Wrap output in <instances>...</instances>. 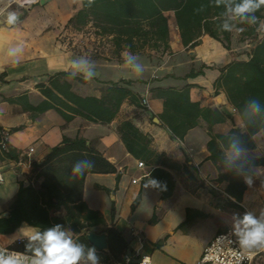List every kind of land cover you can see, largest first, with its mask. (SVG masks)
<instances>
[{"label":"crops","instance_id":"obj_1","mask_svg":"<svg viewBox=\"0 0 264 264\" xmlns=\"http://www.w3.org/2000/svg\"><path fill=\"white\" fill-rule=\"evenodd\" d=\"M6 3L7 0H0V8ZM82 7V0H40L31 7L17 9L22 15L15 26L6 25L0 17V127L10 131L8 143L18 155L17 160L1 163L6 181L0 192L4 191L7 197L0 205V215L9 214L21 184L32 180L35 164L43 162L66 138H83L117 172L86 175L83 201L89 210L102 216L104 223L94 225L93 221L82 219L84 225H77L80 232L69 224L75 235L107 234L108 227H115L129 243L127 256L134 257L140 251L135 261L146 256L151 264H198L205 248L217 235L233 231L234 215L242 218L246 211H251L259 217L264 209V131L252 135L255 146L248 148L247 174L252 177L249 185L235 170L225 169V150L230 137L250 132L226 92L216 87L221 70L234 57L247 60L253 44L243 42L239 32H235L230 50L209 35H203L200 43L190 48L182 42L175 13L168 12L170 50L146 48L137 54L135 63L144 65V70L142 76H136L124 63L122 54L127 50L118 54L112 47L95 57L69 47L67 25ZM14 48L22 49L18 64L9 55ZM82 58L90 61L89 66L97 75L90 81L84 80L80 73L69 79L76 93L100 98L106 83L132 82L128 87L142 98V106L126 100L114 120L106 124L78 115L67 122L56 109L44 113L32 110L31 106H39L47 99L40 84L48 86L50 77L60 72L70 77L74 71L72 61ZM191 72L198 75L186 78ZM188 86L192 103L204 110L219 111L225 117L214 123L200 117L180 139L173 136L161 118L165 99L160 89L182 90ZM125 122H131L146 135L150 139L149 149L162 158H138L132 154L121 133ZM30 149L34 152L30 153ZM164 158L175 167L164 165ZM140 162L145 163L143 168L139 167ZM167 174L172 181L170 185ZM150 178L158 181L159 186L149 185ZM239 178L244 190L238 201L228 194V187ZM206 179L217 182L224 193L208 187ZM162 184L172 189L168 198L162 196L159 189ZM235 192H239L238 188ZM139 197L140 203L133 210ZM234 203L240 208H235ZM56 215L65 217L66 210ZM154 215L157 221L152 224ZM35 228L23 223L14 234L0 235V243L13 246ZM136 232L144 239L142 245ZM13 239L15 242L10 244ZM97 251L109 254L108 248ZM125 259L101 260V264H125Z\"/></svg>","mask_w":264,"mask_h":264},{"label":"trees","instance_id":"obj_2","mask_svg":"<svg viewBox=\"0 0 264 264\" xmlns=\"http://www.w3.org/2000/svg\"><path fill=\"white\" fill-rule=\"evenodd\" d=\"M82 5V9L68 22L70 35L66 38L69 39V47L88 52L95 57L102 56L112 47L118 54L125 50L141 54L146 48L169 51L170 29L166 15L168 12L175 13L182 42L190 48H195L203 35H209L221 41L230 50L233 35L239 32L240 40L253 44L248 52V59L238 60L234 57V60L221 70L216 87L226 92L250 132L248 135L239 134L237 137L247 148H254L252 135L264 131V114L245 112L244 108L251 99H258L264 106V36L260 34L262 28L259 23L249 26L241 24L237 19H229L223 15L224 6L216 7L214 0H82ZM201 6L203 10H200ZM256 15L264 21V8ZM226 20L233 25L232 32L220 30V25ZM197 75L198 73L191 72L186 78ZM131 84L132 82L126 81L106 83L102 87L100 98L84 97L73 90L69 74L60 72L50 77L48 86L40 84L47 99L39 106L30 108L37 113L56 109L67 122H71L78 115L92 122L106 124L114 120L126 100L138 107L142 106V98L128 87ZM189 92V86L182 90L160 89L165 99V111L161 118L173 136L180 139L196 125V120L200 117L210 123L221 122L225 117L219 111L204 110L198 104L192 103ZM3 131L4 128L0 127V141ZM121 133L128 150L136 157L162 158V155L149 149L150 139L131 122L122 124ZM8 146V150L0 155V163L18 159L16 152L9 144ZM82 159L92 160L94 167L83 175L73 176L72 166ZM163 163L175 167L168 159L164 158ZM33 172L32 180L28 184H21L9 208V215H0V235L14 234L23 223L41 230L55 224L65 227L71 224L78 232L80 230L77 225H84L82 219L86 222L93 221L94 225L104 223L102 216L89 210L83 201L84 181L88 173H116L117 168L99 151L89 146L85 139L66 138L60 146L52 149L43 162L34 165ZM167 179L170 185L172 181L168 174ZM236 182L228 187V194L239 201L242 199L244 185L240 178ZM237 188L238 193L235 192ZM159 189L163 198L172 194L168 185L162 184ZM140 200L139 197L135 201L133 210ZM233 206L240 208L235 203ZM63 209L66 210V216H57L56 213ZM156 221L157 215H154L151 223ZM107 237L109 254L97 251L100 259L124 261L130 246L123 234L115 227H108ZM78 238L79 242L93 247L87 233ZM26 243L27 239H22L10 248L23 252ZM259 262H264V253L257 264Z\"/></svg>","mask_w":264,"mask_h":264},{"label":"clouds","instance_id":"obj_3","mask_svg":"<svg viewBox=\"0 0 264 264\" xmlns=\"http://www.w3.org/2000/svg\"><path fill=\"white\" fill-rule=\"evenodd\" d=\"M37 2L38 0H7L5 6L0 8V17L6 25L15 26L22 15L17 9ZM13 4L17 6L16 9L12 7ZM214 4L216 7L223 5L225 8L223 15L228 16L229 19H237L241 24L249 26L259 23L261 28H264V21L256 15L264 8V0H240L238 3L236 0H214ZM200 10H203V6ZM220 30L232 32L233 25L226 20L220 25ZM21 52V48L10 50L12 62L19 63L17 57ZM122 55L125 65L132 69L136 76H142L144 65L135 63L138 55L131 51H125ZM91 63L94 64V62ZM89 64L88 59L73 60L74 71L69 79H73L77 73H80L84 80H92L97 73ZM244 111L261 115L264 114V106L258 99H251L246 103ZM248 161V148L239 137H230L225 150V169L235 170L236 174L242 175L245 183L250 185L252 177L247 174ZM93 167L92 160H78L72 166V174L73 176L83 175ZM148 183L153 187L159 186L155 179L150 178ZM233 220L232 235L236 237L238 244V250L235 252L236 264H243L245 259H251V253L254 251L264 250V209L261 210L259 217L251 211H246L242 218L234 215ZM26 239L27 243L23 252L11 251L6 245H0V264H101L97 249L79 242V238L70 226L55 224L43 230L35 228L26 235ZM14 242L15 239L10 240V244Z\"/></svg>","mask_w":264,"mask_h":264},{"label":"built area","instance_id":"obj_4","mask_svg":"<svg viewBox=\"0 0 264 264\" xmlns=\"http://www.w3.org/2000/svg\"><path fill=\"white\" fill-rule=\"evenodd\" d=\"M40 2L38 0L37 3H33L30 6L25 7H31L33 5H36ZM15 5V4H13ZM144 104H147V99L143 100ZM10 136V132L8 130H5L2 132V139L0 141V155L8 150V139ZM34 149H30V153H33ZM145 165L144 162L139 163V167L143 168ZM6 181L5 178V169L4 166L0 163V189L4 185ZM137 181H134L136 183ZM205 184L213 189L216 192L224 193V191L221 190L220 185L217 182L211 181L209 179L205 180ZM232 230H228L224 233H221L217 235L205 248L198 264H236V257L235 252L238 250V244L236 243V237L232 235ZM136 238L138 239V242L142 245L144 243V239L140 233H135ZM21 240H19L20 242ZM0 245H2L0 243ZM9 250L11 251H17L14 249H11L9 246H7ZM19 252V251H18ZM264 253V250L254 251L251 253V259H245L243 261V264H257L259 258ZM136 257H140V251H136L135 253ZM134 256V257H135ZM133 256H127L125 259V264H151V260L149 257H142L139 261H135Z\"/></svg>","mask_w":264,"mask_h":264},{"label":"water","instance_id":"obj_5","mask_svg":"<svg viewBox=\"0 0 264 264\" xmlns=\"http://www.w3.org/2000/svg\"><path fill=\"white\" fill-rule=\"evenodd\" d=\"M9 214L6 213L5 216ZM88 239L97 249L99 250H106L108 248V237L106 233L103 234H96V233H89Z\"/></svg>","mask_w":264,"mask_h":264},{"label":"rangeland","instance_id":"obj_6","mask_svg":"<svg viewBox=\"0 0 264 264\" xmlns=\"http://www.w3.org/2000/svg\"><path fill=\"white\" fill-rule=\"evenodd\" d=\"M260 34L264 36V28L261 29ZM4 184H5V183H4ZM3 186H4V185H3ZM3 186H2V187H3ZM4 187H5V186H4ZM7 187H10V183H8V186H7ZM6 197H7V194H6V193L4 194V191L0 192V205H1L2 203H4ZM259 264H264V262H259Z\"/></svg>","mask_w":264,"mask_h":264}]
</instances>
